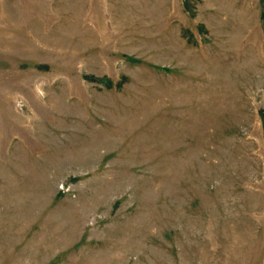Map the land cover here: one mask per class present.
<instances>
[{"label":"rangeland","instance_id":"374dc122","mask_svg":"<svg viewBox=\"0 0 264 264\" xmlns=\"http://www.w3.org/2000/svg\"><path fill=\"white\" fill-rule=\"evenodd\" d=\"M0 264H264V0H0Z\"/></svg>","mask_w":264,"mask_h":264}]
</instances>
